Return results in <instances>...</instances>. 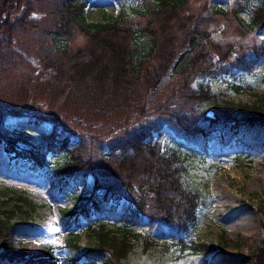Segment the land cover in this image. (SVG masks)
Here are the masks:
<instances>
[{"label":"trees","instance_id":"16d2710c","mask_svg":"<svg viewBox=\"0 0 264 264\" xmlns=\"http://www.w3.org/2000/svg\"><path fill=\"white\" fill-rule=\"evenodd\" d=\"M25 1L0 0L6 47L12 44L13 27H34L32 7H26ZM189 1L145 0L143 9L136 11L141 24L123 12L105 22H90L85 13L87 0H60L61 8L50 26L43 28L52 43L44 45L42 69L18 84L0 83V140L8 150L27 157L35 167L45 165L46 153L61 154L63 178L78 181L93 176L92 189L81 196V204L62 209L71 252L63 264H121L128 258L139 235L125 228L127 221L125 227L116 229L120 233L116 235L104 221L93 220L110 201L127 200L131 217L145 215L151 223L168 226L176 234L186 233L195 222L200 195L182 184V156L174 150L163 153L153 141L162 123L149 114L144 116L147 110L164 116L174 131L204 148L216 134L221 138L237 135L252 149L264 147L263 107L220 98L203 83L190 88L196 79L217 73L218 66L252 71L264 58V40L239 47L221 44L212 40L209 27L218 17H233L241 28L246 23L247 31H259L264 27V0L250 9L237 1L230 10L202 9L197 14L188 10ZM22 7L24 13L10 21L8 13L14 15ZM78 33L86 41L70 46ZM0 46L1 50V42ZM171 72L183 77L179 89L171 93L179 103L169 107L167 102H158L152 107ZM210 101L214 103L212 117L207 112L198 116L192 109L183 111L182 106L192 108ZM10 116L24 117L32 126L47 122L51 129L42 135L37 148L20 149L19 142L27 139L2 129ZM87 143L96 151L85 157ZM98 146H107L109 152L103 153ZM24 200L34 209L31 201ZM8 214L0 219V264H60L48 258V252L34 255L15 249L9 240L15 211ZM83 221L86 228L78 230ZM83 232L89 238L85 246L80 243ZM184 245L199 253L216 250L201 242ZM251 259L253 264H264V224L261 243L240 264Z\"/></svg>","mask_w":264,"mask_h":264},{"label":"rangeland","instance_id":"374dc122","mask_svg":"<svg viewBox=\"0 0 264 264\" xmlns=\"http://www.w3.org/2000/svg\"><path fill=\"white\" fill-rule=\"evenodd\" d=\"M144 1L87 0L85 13L90 22H105L123 12L136 23L144 24L136 12L143 9ZM237 1L250 9L262 0H190L188 10L196 14L202 9L221 7L230 10ZM28 4L33 11L30 16L33 28L13 27L9 35L13 36L10 47L4 46L7 36L2 33L4 28L0 29V42L3 44L0 50V83L18 84L37 73L42 69L44 45L52 43V38L45 36L43 28L50 26L56 11L61 8L60 0L24 2L26 7ZM24 11L22 7L14 15L8 13L7 17L12 21L16 14H23ZM242 16L246 22L249 21L246 13ZM238 24L233 17L229 20L216 18L209 26L213 32L212 40L221 44L232 43L236 47L264 40V27L259 31H247L246 23L242 28ZM140 40L143 42L145 39L142 37ZM85 41L84 35L78 33L69 45L77 47ZM173 74L171 72L165 78L164 85L152 101V107L158 102H167L169 107L179 103L177 95L171 93L179 89L183 77ZM201 83L219 94L220 98L264 108V58L252 71L231 68L230 65L218 66L217 73L196 79L190 88L196 89ZM182 107L183 111L192 109L198 116L214 111L211 101L193 105L192 108L189 105ZM147 114L162 123L160 132L154 133L153 141L160 144L163 153L174 150L182 156V184L186 190L200 195L201 204L195 222L186 233L176 234L168 226L151 223L145 215L131 217L129 203L124 199L118 203H106V209L95 213L93 220L104 221L116 235H120L116 229L125 227L127 221L125 228L139 235L133 240L128 258L121 264H240L243 257L254 253L263 238L264 147L252 149L237 135L221 138L220 134H216L204 148L174 131L164 116L152 114L150 110L144 116ZM26 120L10 116L4 121L2 129L15 137L27 139V142H19L17 147L20 149L37 148L42 135L50 131L51 125L44 122L32 126ZM100 148H103V153L109 152L107 146ZM84 149L85 157L96 151L89 143ZM63 159L61 154L48 152L45 154V165L35 167L27 157L10 152L6 143L0 140V219L6 218L9 211H15V224L9 240L17 250L34 255L48 252L46 256L57 259L60 264L65 263L71 254L66 246L69 229L64 224L62 209L80 205L81 196L93 186L92 175L78 181L63 178L59 173ZM24 199L31 201L34 209L28 207ZM86 226L83 221L81 228L77 229ZM54 227H58L59 231H52ZM88 239L87 233L83 232L81 245L85 246ZM53 240L55 244L51 243ZM193 241L212 245L216 250L194 252L184 245ZM247 264H253L252 259Z\"/></svg>","mask_w":264,"mask_h":264},{"label":"snow or ice","instance_id":"6c2138e0","mask_svg":"<svg viewBox=\"0 0 264 264\" xmlns=\"http://www.w3.org/2000/svg\"><path fill=\"white\" fill-rule=\"evenodd\" d=\"M52 231L58 232V231H59V228H58V227H54V228L52 229ZM51 243L55 244L56 241L53 240V241H51Z\"/></svg>","mask_w":264,"mask_h":264},{"label":"water","instance_id":"95a60500","mask_svg":"<svg viewBox=\"0 0 264 264\" xmlns=\"http://www.w3.org/2000/svg\"><path fill=\"white\" fill-rule=\"evenodd\" d=\"M207 115H208L209 117H212V116H213V111H209V112L207 113Z\"/></svg>","mask_w":264,"mask_h":264}]
</instances>
